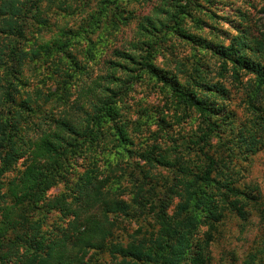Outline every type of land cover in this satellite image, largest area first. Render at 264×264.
I'll return each mask as SVG.
<instances>
[{
	"label": "trees",
	"instance_id": "16d2710c",
	"mask_svg": "<svg viewBox=\"0 0 264 264\" xmlns=\"http://www.w3.org/2000/svg\"><path fill=\"white\" fill-rule=\"evenodd\" d=\"M145 1H99L101 17L125 28L137 22L136 42L107 62L106 85H84L75 81L82 67L72 55L68 66H51L57 53L87 41L82 25L62 32L68 46L35 42L28 58L22 44L30 20L41 33L52 9L83 0H0V264H209L214 233L227 214L248 220L254 195L242 186L239 162L264 150V7L258 20L250 0L246 12L232 7L226 16L217 13L221 0H161L141 18L135 4ZM222 20L231 27L227 45L206 37ZM189 22L200 33L189 31ZM174 37L221 60V82L207 80L197 57L195 67L178 64L181 76L160 68L157 57L173 52L167 44ZM31 63L50 64L45 74L54 78L53 71L57 80L54 90H37L38 101L23 92ZM119 68L124 78L116 76ZM143 74L162 85L178 111L198 115L191 133L166 136L165 149L158 141L136 149L140 124L125 94ZM234 96L245 106L237 129L228 107ZM114 151L136 162L129 163V181L125 169L101 165ZM160 168L173 177H162ZM60 184L64 190L49 196ZM54 215L60 222L49 224ZM121 220L139 223L138 229L117 234ZM259 252L246 264H264V238Z\"/></svg>",
	"mask_w": 264,
	"mask_h": 264
},
{
	"label": "rangeland",
	"instance_id": "374dc122",
	"mask_svg": "<svg viewBox=\"0 0 264 264\" xmlns=\"http://www.w3.org/2000/svg\"><path fill=\"white\" fill-rule=\"evenodd\" d=\"M99 1L104 0H83L79 4L65 2L64 9H52L48 14L50 26L49 28H43L44 30L41 33H37L39 26L37 22L30 20L29 29L25 40L22 42L28 54L27 57H30L29 55L31 54L29 52L33 48L32 44L35 42L40 44L58 42L65 46L70 45V37L67 35L63 37L62 32L69 30L77 31L75 29L78 28L79 30V27L82 25L80 33L87 41L80 40L78 46L71 44V46L65 48L66 52L57 53L56 62H51L52 59L49 58L51 66L53 63L54 65L63 63V65L68 66L69 55H72L82 67L81 71L75 76L76 83L90 85L93 81H96L101 85H106L105 77L108 71H111V65L107 62L118 61V58L115 56L116 51L125 53L132 51L131 44L136 42L137 22H130V26L125 28L122 22L114 24L105 18L106 16L101 17ZM249 2L257 7V11H254L252 15H255L258 20L263 19V15L259 11L264 7V0H250ZM249 2L247 0H228L225 3L224 0H221L215 6H217L218 15L226 16L232 14L230 12L232 7L240 9L243 14L249 8L247 5ZM160 3L161 0H146L143 6L136 3L135 9H138L139 13L137 14L142 18L152 15L154 9L159 7ZM93 15L95 18L91 17ZM108 15L112 16V12L109 11ZM217 23V25L215 24L216 28L206 32V37L227 45L228 41L225 39L226 32L231 31V27L226 22H223V20ZM40 27L42 26L40 25ZM187 29L196 34L198 32L190 22ZM171 42L167 44V47L172 45L170 52H173L171 54L167 52L164 56L157 57L156 62L160 68L179 75L183 68H179L178 64L186 62L189 63L190 68L195 67L198 65L197 58H201L200 63L205 65L207 71V80L214 83L221 82L217 76L221 60H218L216 56L205 50L198 49L197 52L192 51V46H189L187 41L181 38L174 37ZM88 49H91L90 55L87 54ZM65 53L67 54L65 55ZM47 66L50 69V64L41 65L39 63H31L25 67V79H23L25 82V87L23 88L24 97L30 98L31 101H38L37 90L45 92L56 85L57 80L53 71L52 75L54 78L48 79V76L45 74L49 70ZM118 70L116 76L124 78V70L120 68ZM116 85L119 84L116 83ZM217 98L218 102L221 103L220 98ZM233 99H231L228 107L235 115L234 126H237V129L243 124L245 119L243 110L245 106L241 100H237L236 96ZM125 106L129 107L128 111L131 113L132 120L137 121L138 119L140 124L141 139L135 140L137 144L136 149L149 150L157 141L159 148L165 149V143L168 145V142L163 140L167 138L168 134L178 139L181 134L186 135L195 130L197 123H199V119H197L198 115L195 112L190 111V114L187 115L186 112L178 111L176 105H174V100L163 90L162 85L154 82L146 74L141 75L131 87L127 88ZM28 134L32 136V134ZM79 163L81 165V161ZM106 163L125 169V180H127L128 174L131 172L129 163L135 165L136 162L132 160L129 154L126 155L124 152V158H122L117 155V151H114L111 159L106 155L101 165L105 168L107 167ZM141 165L145 166L144 163H141ZM239 166L242 186L247 187L251 195H254V200L249 203L250 215L247 221H242L235 214H227L225 220L221 222L214 233V240L210 247L211 260L209 264H246L251 255L257 253L259 256L260 254V244L264 238V150L250 157L248 160H241ZM20 169L19 166L17 170ZM157 172L162 177L168 179L173 177L172 172L168 170L160 168ZM16 173L15 171L11 175L13 176ZM122 173V169H117L115 175L118 177ZM63 190L64 186L60 184L49 193V196L54 197ZM56 221L60 222L58 215H54L48 223L53 224ZM138 226L139 223L121 220L120 230L117 234L126 237L133 234L138 229ZM206 231L205 227L200 228L197 237L203 238V234Z\"/></svg>",
	"mask_w": 264,
	"mask_h": 264
}]
</instances>
